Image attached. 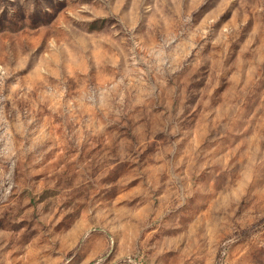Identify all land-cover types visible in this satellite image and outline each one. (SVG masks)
<instances>
[{
    "label": "rangeland",
    "instance_id": "1",
    "mask_svg": "<svg viewBox=\"0 0 264 264\" xmlns=\"http://www.w3.org/2000/svg\"><path fill=\"white\" fill-rule=\"evenodd\" d=\"M0 264H264V0H0Z\"/></svg>",
    "mask_w": 264,
    "mask_h": 264
}]
</instances>
